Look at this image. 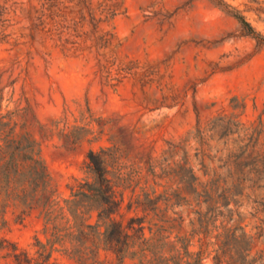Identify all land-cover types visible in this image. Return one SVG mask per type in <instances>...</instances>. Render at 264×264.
Wrapping results in <instances>:
<instances>
[{
  "label": "rangeland",
  "instance_id": "obj_1",
  "mask_svg": "<svg viewBox=\"0 0 264 264\" xmlns=\"http://www.w3.org/2000/svg\"><path fill=\"white\" fill-rule=\"evenodd\" d=\"M223 2L8 1L14 13L9 36L0 42V88L8 99L14 80L10 107L18 101L31 107L36 122L29 129L59 198L81 176L90 149L116 143L146 175L147 160H160L167 143L186 139L197 121L205 125L240 103L246 124L262 112L264 44L245 34L229 12H239L264 36L258 10L264 3ZM80 128L91 129L96 140L70 144L63 135ZM6 218L0 264H14L9 243L32 253L34 237L44 241L42 225L36 215L21 224ZM247 223L250 230L254 222ZM186 233L184 224L179 235ZM52 262L75 264L57 253Z\"/></svg>",
  "mask_w": 264,
  "mask_h": 264
},
{
  "label": "trees",
  "instance_id": "obj_2",
  "mask_svg": "<svg viewBox=\"0 0 264 264\" xmlns=\"http://www.w3.org/2000/svg\"><path fill=\"white\" fill-rule=\"evenodd\" d=\"M8 1L0 0V42L13 20ZM229 14L264 44L244 16ZM14 83L8 99L0 88V229L8 215L15 224L36 215L44 237H34L32 253L9 243L14 264H55V253L75 264H264V109L249 124L242 103L205 125L197 121L186 139L167 143L160 160H147L146 175L116 143L90 149L81 176L59 198L29 129L31 107H10ZM74 131L63 135L72 145L96 140L91 129Z\"/></svg>",
  "mask_w": 264,
  "mask_h": 264
}]
</instances>
